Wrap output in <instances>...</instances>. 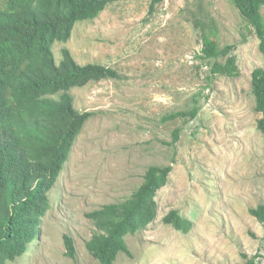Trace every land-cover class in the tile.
Returning <instances> with one entry per match:
<instances>
[{
    "label": "rangeland",
    "instance_id": "rangeland-1",
    "mask_svg": "<svg viewBox=\"0 0 264 264\" xmlns=\"http://www.w3.org/2000/svg\"><path fill=\"white\" fill-rule=\"evenodd\" d=\"M149 6L114 2L54 45L57 63L68 48L79 64H101L121 78L70 91L79 112L94 114L48 194L39 234L8 264H100L86 247L97 232L86 215L130 198L149 167L169 165L157 219L125 237L131 256L121 253L116 264H245L243 254L264 264V224L249 213L264 202V142L251 87L253 70L264 68L259 40L231 0H165L152 15ZM196 19H214L221 48L236 46L239 77L211 76L199 58ZM196 101L194 120L162 121ZM172 210L192 223L188 233L164 224ZM64 235L74 240L75 258L66 255Z\"/></svg>",
    "mask_w": 264,
    "mask_h": 264
},
{
    "label": "trees",
    "instance_id": "trees-1",
    "mask_svg": "<svg viewBox=\"0 0 264 264\" xmlns=\"http://www.w3.org/2000/svg\"><path fill=\"white\" fill-rule=\"evenodd\" d=\"M119 0H0V264L22 257L39 234L50 207L49 192L56 185L77 137L92 112H79L70 91L91 82L120 79L113 68L79 64L68 48L56 61L54 45L67 43L78 23L98 18ZM165 0H150L149 14ZM259 40L264 58V0H231ZM202 39L199 58L208 62L212 77L237 78L240 70L235 45L221 48L215 20H195ZM257 129L264 142V68L252 72ZM198 102L190 110L165 116L163 122L194 120ZM173 134V144L180 137ZM172 166H151L131 197L92 211L86 217L97 232L87 242L100 264H116L118 256H131L125 237L146 229L158 216L157 195L169 180ZM264 224V202L249 210ZM166 225L188 233L192 223L176 210ZM66 255L75 258L76 247L63 237ZM245 264H262L260 256L242 255Z\"/></svg>",
    "mask_w": 264,
    "mask_h": 264
}]
</instances>
